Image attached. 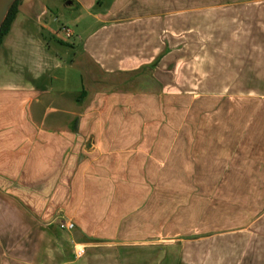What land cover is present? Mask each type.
<instances>
[{"label":"crops","instance_id":"obj_1","mask_svg":"<svg viewBox=\"0 0 264 264\" xmlns=\"http://www.w3.org/2000/svg\"><path fill=\"white\" fill-rule=\"evenodd\" d=\"M161 8L160 0H20L0 43V264L19 263L17 248L31 241L18 246V233L34 231L44 234V264L161 263L160 255L62 253L129 240L140 246L160 234L155 185L180 142L197 132L145 122L160 114L164 96L174 109L177 98L162 90L171 86L162 65L174 71L176 60L168 58L170 38L162 42V18L171 12ZM70 17L75 40L59 33V20ZM64 221L74 229H59ZM243 227L202 237L201 259L264 264L257 235L264 225ZM242 231L250 238H236ZM23 263L34 264L32 256Z\"/></svg>","mask_w":264,"mask_h":264},{"label":"rangeland","instance_id":"obj_2","mask_svg":"<svg viewBox=\"0 0 264 264\" xmlns=\"http://www.w3.org/2000/svg\"><path fill=\"white\" fill-rule=\"evenodd\" d=\"M160 3L162 12H171L162 18V42L170 38L175 54L168 58L176 60L174 71L167 72L168 66L162 65V80L171 83L162 90L175 91L177 98L174 109L175 100L164 96L160 114L155 111V120L145 122L153 127H192L196 135L190 143L180 142L184 145L161 169V182L155 185L160 234L144 240L143 246L129 240L124 245L84 247L80 256L77 248L65 246L62 253L73 260L88 254L95 258L160 255V264H207L210 260L201 259L202 237L244 229L251 222L264 225L263 218L258 220L264 213V151L258 146L264 145V55L260 53L264 0ZM72 20L59 22L73 31ZM76 38L73 34L68 39ZM151 108L145 109L146 116L153 113ZM237 234L236 238H250L249 231ZM4 235L0 233L1 238ZM257 235L264 239V227ZM17 239L18 246L31 241L27 248H17V264L31 256L34 264H44L42 232L18 233ZM62 240L69 242L66 236ZM4 249L2 244L1 254Z\"/></svg>","mask_w":264,"mask_h":264},{"label":"trees","instance_id":"obj_3","mask_svg":"<svg viewBox=\"0 0 264 264\" xmlns=\"http://www.w3.org/2000/svg\"><path fill=\"white\" fill-rule=\"evenodd\" d=\"M20 3V0H14L13 3L10 5L7 14L4 18V20L2 21L1 25H0V43L3 39V37L7 34L15 16L17 13V8L18 5Z\"/></svg>","mask_w":264,"mask_h":264},{"label":"built area","instance_id":"obj_4","mask_svg":"<svg viewBox=\"0 0 264 264\" xmlns=\"http://www.w3.org/2000/svg\"><path fill=\"white\" fill-rule=\"evenodd\" d=\"M60 32L62 34V36L65 38V39H68L70 37H72V31L68 28H61L60 29ZM58 227L59 229L61 230H65V231H71L74 229V224L72 221H64V222H60L58 224ZM83 248L84 247H78L75 251L76 253V256H80L82 253H83Z\"/></svg>","mask_w":264,"mask_h":264},{"label":"water","instance_id":"obj_5","mask_svg":"<svg viewBox=\"0 0 264 264\" xmlns=\"http://www.w3.org/2000/svg\"><path fill=\"white\" fill-rule=\"evenodd\" d=\"M14 0H0V25L4 20L10 5Z\"/></svg>","mask_w":264,"mask_h":264}]
</instances>
